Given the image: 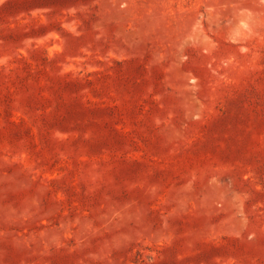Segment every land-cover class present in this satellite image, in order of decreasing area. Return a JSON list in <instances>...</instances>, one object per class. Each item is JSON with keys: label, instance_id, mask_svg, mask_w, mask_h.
I'll return each mask as SVG.
<instances>
[{"label": "rangeland", "instance_id": "rangeland-1", "mask_svg": "<svg viewBox=\"0 0 264 264\" xmlns=\"http://www.w3.org/2000/svg\"><path fill=\"white\" fill-rule=\"evenodd\" d=\"M0 264H264V0H0Z\"/></svg>", "mask_w": 264, "mask_h": 264}]
</instances>
